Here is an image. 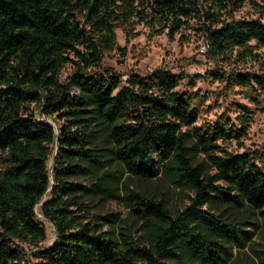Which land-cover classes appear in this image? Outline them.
Wrapping results in <instances>:
<instances>
[{
    "label": "trees",
    "instance_id": "trees-1",
    "mask_svg": "<svg viewBox=\"0 0 264 264\" xmlns=\"http://www.w3.org/2000/svg\"><path fill=\"white\" fill-rule=\"evenodd\" d=\"M245 2L0 0V264L26 263L21 245L36 248L38 264H234L244 249L264 264V146L228 150L252 112L234 106L239 129L226 115L197 128L204 97L177 88L199 75L158 68L124 81L102 67L115 29L129 32L135 20L170 38L198 31L215 66L260 58L264 15L233 17ZM208 76L264 110V75L215 68ZM158 178L188 193L183 209L131 188ZM76 179L93 184L86 190ZM91 196L120 202L128 218L90 215L83 199ZM44 198L39 214L56 234L47 248L36 213Z\"/></svg>",
    "mask_w": 264,
    "mask_h": 264
},
{
    "label": "rangeland",
    "instance_id": "rangeland-1",
    "mask_svg": "<svg viewBox=\"0 0 264 264\" xmlns=\"http://www.w3.org/2000/svg\"><path fill=\"white\" fill-rule=\"evenodd\" d=\"M263 15L264 0H246L233 13L235 19L246 20L263 19ZM192 25L193 27L199 26L194 22H192ZM157 29V27L151 29L137 20H135L129 32H126L122 27L116 28V47L112 50L104 51L102 67L112 69L122 75L124 81L128 79L130 73L144 75L158 68L167 69L174 74L182 72L188 77L199 75L192 87L189 86V80L186 79L177 88L180 93L197 91L204 97L198 120L194 127L200 128L213 125L220 116L226 115L239 129L240 125L236 122L237 113L234 110V106L237 104L243 105L252 112L250 121L244 136L240 139V144L233 142L228 146V150L237 154L264 146V110L256 109L245 98V94L239 88L234 87L229 90L224 83L208 76V73L214 71L215 68H219L223 72L237 69L264 75V51L261 49L254 51V54L260 55V58H248L244 62H237L233 56L229 63H219L215 66L214 63L207 59L206 53L200 52V48L205 44V41L198 31L186 29L170 38L167 30L159 33ZM117 47L120 49H117ZM71 72L72 67L67 65L61 73V80H65ZM34 113L40 117L38 108L34 107ZM46 120L57 129L59 121L56 118H46ZM202 162L203 158L199 156L195 164ZM50 165L51 161L48 163V167ZM110 169L117 170V167L113 165ZM205 172L207 174L213 173V171L208 169ZM126 178L127 175H124L123 180ZM73 182L80 184L86 190H89L93 184V181L89 179H76ZM131 188L145 195L149 194L157 197L165 195L168 199V208L173 213L176 210L183 209L188 204L184 196L188 193L174 189L163 179L158 178L149 182L132 180ZM46 199L44 198L36 208L39 220L46 227V240L39 246L42 248L49 247L56 237L51 224L46 222L39 214V207ZM83 202L88 206L90 215L119 214L120 219L128 218V210L118 201H104L99 196H91L84 198ZM130 224L137 235L140 224L133 219H130ZM253 240L257 243H263V240L258 235ZM21 247L28 254L27 261L24 264H38V259L34 256L36 248H31L27 245H21ZM234 264H255V260L248 250L244 249L240 253L235 252Z\"/></svg>",
    "mask_w": 264,
    "mask_h": 264
},
{
    "label": "built area",
    "instance_id": "built-area-1",
    "mask_svg": "<svg viewBox=\"0 0 264 264\" xmlns=\"http://www.w3.org/2000/svg\"><path fill=\"white\" fill-rule=\"evenodd\" d=\"M207 48H208V46H207V43L205 42V44L202 45V47L200 48V52L201 53H206L207 52Z\"/></svg>",
    "mask_w": 264,
    "mask_h": 264
}]
</instances>
